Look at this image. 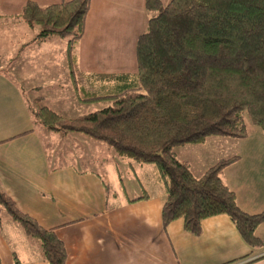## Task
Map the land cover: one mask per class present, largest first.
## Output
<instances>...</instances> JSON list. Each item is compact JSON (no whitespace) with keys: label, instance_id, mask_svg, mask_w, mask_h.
I'll return each mask as SVG.
<instances>
[{"label":"trees","instance_id":"16d2710c","mask_svg":"<svg viewBox=\"0 0 264 264\" xmlns=\"http://www.w3.org/2000/svg\"><path fill=\"white\" fill-rule=\"evenodd\" d=\"M89 4L28 0L17 17L29 28L39 27V41L66 39L78 100L108 104L66 118L43 104L44 96L28 101L22 90L32 117L48 131L81 134L105 143L120 158L153 164L165 194L164 226L182 219L184 230L197 235L205 218L226 214L247 243L260 245L255 230L264 221V209L242 210L220 176L235 157L220 158L196 177L188 161L176 158L174 148L200 145L210 136L245 138L246 117L264 132V0H169L165 5L145 0L149 16L136 40V72L82 73L86 88L77 82L73 51L84 33ZM2 212L37 241L44 261L66 263L64 243L54 229L42 227L0 190Z\"/></svg>","mask_w":264,"mask_h":264},{"label":"crops","instance_id":"0c3cea01","mask_svg":"<svg viewBox=\"0 0 264 264\" xmlns=\"http://www.w3.org/2000/svg\"><path fill=\"white\" fill-rule=\"evenodd\" d=\"M26 1L0 0V25L10 24V20L16 27ZM31 1L47 5L62 0ZM161 1L165 5L169 0ZM148 16L145 0H90L84 33L73 51L74 73H135L136 40L145 30ZM2 69L0 66V190L42 227L54 229L66 249L65 264H242L256 258L246 264H264V235H259L260 245L247 243L226 214L205 218L197 235L184 230L182 219L164 226L165 194L149 165L124 163L125 169L141 178L149 172V179L140 182L142 194L123 200L114 191L110 201V186L99 173L69 162L52 163L41 137L45 128L30 114L21 81ZM222 137L206 139L203 144H208L209 153H220L217 142ZM217 155L212 164L235 157L220 176L234 192L238 206L249 213L264 209V173H248L240 154ZM137 197L143 198L132 201ZM14 257L19 264H49L42 259L37 241L1 213L0 264H16Z\"/></svg>","mask_w":264,"mask_h":264},{"label":"rangeland","instance_id":"374dc122","mask_svg":"<svg viewBox=\"0 0 264 264\" xmlns=\"http://www.w3.org/2000/svg\"><path fill=\"white\" fill-rule=\"evenodd\" d=\"M11 22L9 20L10 24L0 25V66H3V71L9 72L21 81L28 101H32L37 95H42L45 98L43 104L66 118L87 114L108 104L106 101L82 103L78 100L79 93L75 90V84L69 73L66 39L52 36L42 43L35 38L39 31L38 26L29 28L20 20L14 27ZM75 75L78 84L89 88L88 80L78 72ZM37 86L43 88L39 91L35 89ZM98 88L99 86L96 85L95 89ZM246 125L245 138H220L217 142L220 153H209L208 144H187L174 148L176 158L187 160L193 173L200 176L214 162L217 154H222L223 157L240 154L243 156L242 163L248 173L252 171L253 175L260 173L262 175L264 132L253 125L248 117H246ZM44 131L45 134L41 137L49 159H53L52 163L64 165L69 162L80 169L99 173L110 186L108 192L110 201L113 200L114 191L123 200L143 193L140 182L142 179H149V172L142 173L143 178H141L134 170L125 169L123 166L124 163L140 164L118 157L105 143L94 141L81 134L63 135L47 129ZM115 160L118 165L114 164ZM146 165L154 168L153 164ZM2 215L8 216L6 212H2ZM259 227L257 231L255 230L258 238L259 235H264V224ZM261 246L264 247V244Z\"/></svg>","mask_w":264,"mask_h":264}]
</instances>
